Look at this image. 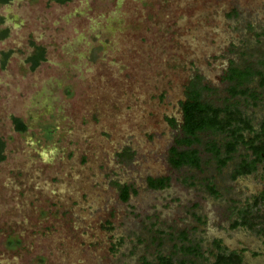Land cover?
Listing matches in <instances>:
<instances>
[{"label":"rangeland","instance_id":"obj_1","mask_svg":"<svg viewBox=\"0 0 264 264\" xmlns=\"http://www.w3.org/2000/svg\"><path fill=\"white\" fill-rule=\"evenodd\" d=\"M35 47L44 59L32 70ZM263 59L264 0L0 4V264H213L215 240L264 264V233L232 227L264 192L262 166L233 178L249 151L220 168L206 145L224 137L203 133L200 167L175 169L179 131L166 121L179 127L195 82L204 102L235 106L258 129V77L253 99L232 96L227 76ZM149 178L169 181L151 189Z\"/></svg>","mask_w":264,"mask_h":264},{"label":"trees","instance_id":"obj_2","mask_svg":"<svg viewBox=\"0 0 264 264\" xmlns=\"http://www.w3.org/2000/svg\"><path fill=\"white\" fill-rule=\"evenodd\" d=\"M6 2L7 0H0ZM70 0H57L58 3H66ZM32 59L34 69L43 60V52ZM259 70H240L230 68L227 78L234 84L230 88L232 96H247L256 99L259 97L256 90L247 87L254 76L258 77V89L264 96V59L260 62ZM181 123L174 118H166L171 127L178 128V135L174 139V145L168 151V163L175 169L184 166L199 168L200 157L193 145L200 141V134L212 133L224 137V143L209 142L206 145L208 152L212 154L220 168L226 166L232 159L238 147L243 146L249 151L247 159L238 164L232 174L233 178L246 176L254 173L261 165L264 173V118L255 129L251 120L235 106L226 105L215 107L201 99L200 89L195 82L190 84L185 94V100L180 103ZM14 128L17 132L26 131L25 125L18 119H13ZM4 144L0 141V161L3 160ZM167 178L147 180L151 189H163L168 184ZM131 188L123 186L120 188L121 199L127 201ZM134 193V191H132ZM215 193L214 191H212ZM235 227L246 228L254 233H264V192L254 198L251 205H247L238 214V220L233 225ZM10 245L12 241H9ZM216 253L213 255V264H243V259L237 251H225L220 240L214 241ZM194 252V250L192 251ZM196 253V252H195ZM154 264H175L170 258L158 256Z\"/></svg>","mask_w":264,"mask_h":264},{"label":"flooded vegetation","instance_id":"obj_3","mask_svg":"<svg viewBox=\"0 0 264 264\" xmlns=\"http://www.w3.org/2000/svg\"><path fill=\"white\" fill-rule=\"evenodd\" d=\"M53 1H55L57 4H66V3H68V2H70V1H68V2H66V3H58L57 2V0H53ZM6 3V2H5ZM2 4H4V3H2ZM41 51H40V49L38 48V47H35L34 48V50H33V53L32 54H30L29 56H28V63L30 64V68L32 69V59H34V58H36L38 55H39V53H40ZM41 62V61H40ZM33 70V69H32ZM26 132V131H25ZM24 133V132H23ZM41 156H43L42 154H41Z\"/></svg>","mask_w":264,"mask_h":264},{"label":"crops","instance_id":"obj_4","mask_svg":"<svg viewBox=\"0 0 264 264\" xmlns=\"http://www.w3.org/2000/svg\"><path fill=\"white\" fill-rule=\"evenodd\" d=\"M8 1V0H7ZM6 1V2H7ZM2 3H5V2H3V1H0V4H2ZM40 50H42V52H43V59H44V50H43V48L42 47H38ZM40 64V63H39ZM39 66V65H38ZM37 66V67H38ZM37 67H35L34 69H36ZM33 69V68H32Z\"/></svg>","mask_w":264,"mask_h":264}]
</instances>
